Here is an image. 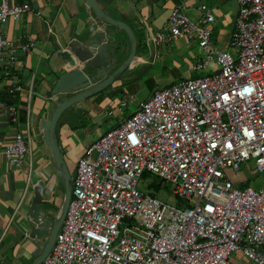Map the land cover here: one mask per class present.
I'll return each mask as SVG.
<instances>
[{"label": "built area", "instance_id": "1", "mask_svg": "<svg viewBox=\"0 0 264 264\" xmlns=\"http://www.w3.org/2000/svg\"><path fill=\"white\" fill-rule=\"evenodd\" d=\"M234 1L229 50L212 47L209 9L200 7L199 23L183 6L172 9L169 31L156 33L154 44L196 41L207 55L193 69L218 67L155 90L85 148L65 218L40 264H229L236 252L264 264V185L230 176L249 161L253 175L264 174V0ZM30 11L28 3L0 0V26ZM33 48L31 37L13 43L0 35V82L9 95L23 90L11 84L18 54ZM0 115L17 121L1 98ZM29 141L16 133L5 145L10 167L31 165ZM145 174L167 184L175 204L139 191Z\"/></svg>", "mask_w": 264, "mask_h": 264}, {"label": "crops", "instance_id": "2", "mask_svg": "<svg viewBox=\"0 0 264 264\" xmlns=\"http://www.w3.org/2000/svg\"><path fill=\"white\" fill-rule=\"evenodd\" d=\"M114 1L116 3L112 0H99L101 6L114 19L127 24L132 31H134L132 25L138 27L140 24H145L146 26V29L142 28L139 31L140 41L135 34L137 50L126 72L155 66L157 62H160L161 69L157 77L149 78L146 75L142 77L150 92L148 97L157 89L168 87L183 79L202 76L217 68L213 61L205 71L202 70L203 73L197 75L200 70L193 69L195 67L192 65L191 46L193 45L185 38L179 37L171 43L159 46L154 44L153 37L166 24V21L160 20L164 17L161 16L162 11L165 10L167 15L168 10L172 11L175 6L181 5L190 14L198 15L200 7L204 6L212 12L216 22L219 19L234 21L238 13V6L234 0ZM122 1L126 3H121ZM212 1H218V3H211ZM9 2L10 4L28 3L31 11L19 20H9L4 26H0V35L13 43L24 42L26 37H31L34 39V48L29 54H18L21 66L18 64L14 70L16 78L11 84H19L23 90L9 95L6 91L8 84L0 82V98L13 105L17 111L16 122H11L6 115H0V264H31L33 253L40 244L28 239L30 229L28 208L33 195L32 188L39 180H43L45 185L50 181L49 186H45L43 195V201L48 205L54 203L53 198L62 199L63 196L62 184L61 189L54 191L57 184L56 175L52 173L50 167L53 161L44 146L39 124L60 102L51 94L56 81L62 74L78 66L73 56L67 51V44L72 40L83 41L89 28L96 22L84 0H9ZM105 30L107 33L121 37L124 49L123 57H121L123 62L129 51L126 37L118 33L116 28L107 27ZM144 33H146V41ZM229 35L223 37L222 41L227 42ZM19 93L24 95V100L16 99ZM115 94V90H103L67 110L66 112L71 110L67 116L68 123H60L59 120L56 135L67 167L69 162H77L91 142L116 124L128 119L137 110L135 108L131 113L121 112V108L126 107L127 101L121 102L124 106L113 105V102H109V98ZM131 99H134L132 94ZM66 112L63 115L67 114ZM77 112H83L84 116L93 117L98 121L99 127L95 130V137L80 127H72L69 123V118L76 116ZM107 113L108 116H106ZM109 117L111 119H108ZM16 133L30 140L28 145L31 150V165L26 160L20 167L12 168L3 157L5 145ZM47 214L51 215V212ZM229 264L253 263L236 252L230 257Z\"/></svg>", "mask_w": 264, "mask_h": 264}, {"label": "water", "instance_id": "3", "mask_svg": "<svg viewBox=\"0 0 264 264\" xmlns=\"http://www.w3.org/2000/svg\"><path fill=\"white\" fill-rule=\"evenodd\" d=\"M84 2L92 12L96 24L89 28L83 41L72 40L67 44L66 49L78 66L62 74L56 81L51 94L60 102L39 124L44 146L61 178L63 197L56 215L52 217L42 209L46 186L44 181H37L32 188L33 195L28 208V239L40 244L33 253L31 264H40L50 253L71 198L72 175L58 144V122L68 109L111 86L131 65L137 50L136 36L127 24L114 19L101 6L99 0ZM107 27L116 28L129 43L128 56L123 62L122 39L117 34L107 33Z\"/></svg>", "mask_w": 264, "mask_h": 264}, {"label": "rangeland", "instance_id": "4", "mask_svg": "<svg viewBox=\"0 0 264 264\" xmlns=\"http://www.w3.org/2000/svg\"><path fill=\"white\" fill-rule=\"evenodd\" d=\"M114 3H116L114 0H112ZM121 3H126V1H122ZM211 3H218V1H212ZM167 15L165 14V10L162 11V15L164 16L163 18L161 17L160 20L162 21H166L165 27L162 29H159L156 33H167L169 31V16L171 11L168 10ZM184 14L194 23H199L200 20H202V12H199V14H190L188 12V10L184 9ZM166 16V19H165ZM216 20V19H215ZM235 21V20H234ZM234 21L227 19L225 21L220 20L219 21H215L214 23L209 24V28L212 30V33L214 31V35H212V39H211V43H212V47L215 50H223L227 49L229 50V39L231 36L232 30H233V26H234ZM134 29V34L137 35L138 40H141V35H139V31L142 28L146 29L145 24H140L138 27L133 26ZM230 33V35H229ZM227 34L229 35V39L227 42H223L222 40H224L223 37L227 36ZM156 35V34H155ZM147 37H146V33H144V40L146 41ZM193 46H191V50H192V65H196L199 61L204 60L207 53L204 52L197 44V42L195 41H189ZM139 51H141L139 49ZM176 53H179L180 51H175ZM123 57V55H122ZM196 63V64H195ZM160 62H157V65L155 66H146V67H142L138 70H135L133 72H124L118 79H116V81L109 86L107 89V91H113L115 90V95L111 96L109 98V102H113V105H117L120 106L122 101H127L126 102V107L125 108H121V112H125V113H131L132 111L135 110V108H138L139 104L146 101L149 97V90L146 86V83L142 80L143 75L148 76L149 78H151L152 76H156L157 74H160ZM216 67H218V65L216 64ZM203 73L202 71H198L197 75ZM161 89V88H160ZM158 90V89H157ZM22 93L17 94V100H24V95H21ZM131 94L133 95L134 99H131ZM73 107H71L70 109H72ZM69 110V109H68ZM71 111V110H70ZM69 112H66L67 114L63 115L60 119V123L63 122H67V116L69 115ZM85 114L83 112H77L76 116H72L69 118V123L72 124V127H80L82 128L85 132H87L88 134H91L92 137H95V130L97 127H99L98 125V121L95 118H90L89 116H84ZM110 115V114H109ZM108 116V113L107 115ZM108 119H111V117H109ZM59 123V124H60ZM97 123V124H96ZM84 153V151H83ZM83 155V154H82ZM33 165V164H32ZM51 169H52V173H54L56 175V184L57 186H55V192L57 189H61V178L60 175L55 167V165L52 163L51 164ZM75 167H76V163H68V169L70 172V175H74L75 172ZM254 166H253V161H249L248 164L246 165V163L241 165V170L239 172V174L237 175H232L231 179H233L234 181H237L238 183H246L249 186L253 187L254 189H258L260 187H262L264 185V174H255L253 175L251 172L253 171ZM157 180V179H156ZM155 181L154 177L152 176H144L140 179L139 184L137 189L141 192H148V193H154L155 196L164 202H167L168 204H175V197L173 196V194L170 192L169 186L167 184H164L163 182L160 183L162 185V188H160L159 190H157L156 192H154L151 183H153ZM159 182V180H157ZM49 183H46L49 186ZM46 185V186H47ZM31 193V192H30ZM62 195V194H61ZM63 197V196H62ZM52 201H54V203L48 205V203H45L44 201L42 202V209L45 212H51L52 217H54L58 211L59 206L61 205L62 199H55L53 198Z\"/></svg>", "mask_w": 264, "mask_h": 264}, {"label": "trees", "instance_id": "5", "mask_svg": "<svg viewBox=\"0 0 264 264\" xmlns=\"http://www.w3.org/2000/svg\"><path fill=\"white\" fill-rule=\"evenodd\" d=\"M144 176H147V174H145ZM154 179H155V181L153 182V183H151V186H152V188H153V190H154V192H156L157 190H159L160 188H162V185L160 184V183H162L160 180H159V182L157 181L158 179L157 178H155L154 177ZM157 179V180H156ZM62 184V183H61ZM62 189H63V187H62Z\"/></svg>", "mask_w": 264, "mask_h": 264}]
</instances>
